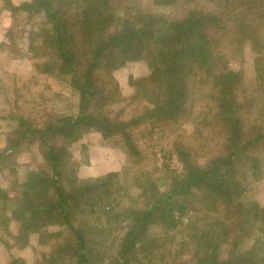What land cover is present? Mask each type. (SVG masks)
Instances as JSON below:
<instances>
[{
  "label": "trees",
  "instance_id": "1",
  "mask_svg": "<svg viewBox=\"0 0 264 264\" xmlns=\"http://www.w3.org/2000/svg\"><path fill=\"white\" fill-rule=\"evenodd\" d=\"M84 1L33 0L20 7L41 10L45 15L48 28L37 35L45 36L47 48L55 54L38 69L46 75L61 72L70 80L78 102L75 116L59 118L43 130L29 126L25 130L23 122L21 130L13 133L20 138L39 136L41 141L58 136L64 142L57 151L56 142L48 146L44 142L48 170L28 171L19 186L21 213L27 214L19 219L20 234L15 240L22 245L30 236L40 239L47 227L57 225L67 232V241L45 253L44 262L65 264L67 257L68 264H93L96 247L87 236L96 230L95 221L105 218L126 224L109 264H127L131 259L140 264H151L155 258L158 264H165L168 258L174 261L169 242L180 246L179 255H189L186 262L182 259L177 264H264V209L249 198L250 176L257 179L264 167L256 156L264 152V110L251 119L252 106H264V55L254 57L253 78L247 89L242 70L231 67L233 61L241 63L245 47L263 53L264 45L258 39L263 36L264 0H214V11L194 9L178 20L149 13L119 19L109 14L112 0H99L100 10L97 4ZM150 1L161 7L169 6L171 0ZM81 42L82 50L74 52ZM135 59L144 60L150 68L148 77L133 82L132 98L145 104L142 110L126 121L97 113L101 105L97 102L108 90L98 89L95 79L103 77L102 72L109 78L116 65ZM191 114L200 117L193 123L198 142L208 131L205 136L211 134L204 139L208 145L211 137L222 143L211 144L207 152L202 149L206 144L174 145L172 154L181 170L172 171L164 163L162 169L170 179L162 178L158 184L143 182L127 205L104 203L112 195L111 179L116 175L78 182L60 172L65 164L59 153L81 134L94 131L104 139L118 137L128 154L136 157L134 131L145 121L181 127ZM18 142L11 147H17ZM36 191L41 197L38 203L34 202ZM0 199L3 217L10 200L6 195ZM77 212L86 222L78 219ZM149 228L160 231L161 237L150 235ZM254 233L260 236L254 237ZM11 264L20 263L13 260Z\"/></svg>",
  "mask_w": 264,
  "mask_h": 264
},
{
  "label": "rangeland",
  "instance_id": "2",
  "mask_svg": "<svg viewBox=\"0 0 264 264\" xmlns=\"http://www.w3.org/2000/svg\"><path fill=\"white\" fill-rule=\"evenodd\" d=\"M70 1L73 3L84 0ZM32 2L33 0H0V154L6 155L5 158H0V198L6 195L10 200L5 205V215L1 217L0 214V264H11L13 260H18L20 264H50L44 262L43 255L50 253L51 248L55 249L59 244L67 241L65 238L67 232L59 230L60 227L57 225L47 227L40 239L38 235H34V239L30 236L22 245L15 240L20 234L19 219L27 214L21 213L22 190H19V186L25 181L28 171L48 170L45 166L47 158L45 143L48 146L56 142L57 151L59 146H64V142L61 143L58 136L56 139L48 136L41 141L39 136L26 134L25 137L20 138L13 133L21 130L20 126L24 125L23 122L27 124L23 128L25 130L26 126L43 130L47 124L59 118L75 116L78 102L76 93L70 87V80L61 72L54 70V73L46 75L38 69V65L55 52L50 47L47 48L45 36L37 35L38 31L48 28L43 12L20 8ZM88 2L97 4L100 10L99 0H88ZM215 3L214 0H171L169 6L160 7L152 4L150 0H112L111 11L109 7L106 9L110 11V15L113 13L119 19H130L140 13H149L178 20L194 9L214 11ZM233 7L237 10L235 4ZM68 12L71 14V9H68ZM260 36L262 37L258 41L264 45V28ZM77 39L82 40V35H78ZM82 47L81 42L78 43V48L75 47L73 50L79 53ZM262 52L255 54L249 47H245L241 63L239 61L231 63L234 70L239 68L242 70L246 89L249 88L253 78L254 57L264 55V49ZM79 60L81 63H87L84 59ZM116 66L115 70L108 73L109 78L105 72H102L103 77L95 79L97 86H100L98 89L104 87L110 91V94L108 91L102 93L104 96H101V100L97 102L101 104L97 113L103 114L106 118L126 121L136 116L145 105L143 102L138 103L133 100L135 91L133 82L148 77L150 68L144 60L137 59ZM94 108L96 106H92L93 111L96 110ZM261 110H264L263 104L255 103L251 108V119L257 118ZM199 118L198 115L191 114L181 127L167 124L166 121L152 119L145 121L138 130L134 131L137 136L136 157L128 154L123 141L118 137L104 139L94 131L81 134L74 143L64 148L65 153L63 152L62 155L59 153V160L65 164L60 172L63 171L68 178L78 179V182L116 175L111 179L114 184L112 195L104 203L127 205L139 193L138 186L143 182L158 184L156 182L162 178L170 179L171 176L162 169L164 163L172 171L181 170L177 158L172 154L174 145L198 147L199 144L201 146L206 144L207 147L202 149L207 152L211 144L222 143L221 140H212L211 137V144L208 145L207 140H204L211 134L205 136L208 131L203 132L202 137H199L202 142L197 141L196 126L193 123L199 121ZM205 126L204 123L202 129ZM18 140L17 147H11ZM212 153L216 152L212 151ZM256 156L264 164V152H259ZM257 174V179L255 175L250 176L249 198L256 202L260 209H264V167ZM35 194L34 202L38 203L41 197L38 191ZM77 217L80 221L86 222L83 214L77 212ZM93 217L90 215V218ZM110 220L98 218L95 221L96 230L92 229L91 237L86 235L87 239L90 238L94 242L92 247H96V251L92 254L93 264L97 261L99 264H109L121 244L120 239L123 238L126 224L117 225V222ZM98 230L100 231L96 232ZM148 233L154 237H161V232L152 228H149ZM253 236L259 237L260 234L254 233ZM169 243L174 261L168 258L164 263L177 264L182 259L186 262L184 258H188L189 255L187 253L179 255L180 246ZM177 253L178 257H176ZM64 261L65 264L69 263L67 257ZM58 262L55 264H60ZM138 262L131 259L127 264H140ZM150 263L159 262L155 258Z\"/></svg>",
  "mask_w": 264,
  "mask_h": 264
}]
</instances>
